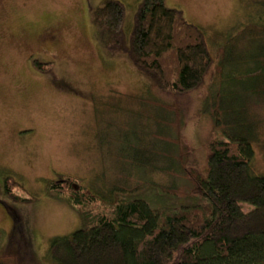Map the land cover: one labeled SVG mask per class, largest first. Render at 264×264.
<instances>
[{"label": "rangeland", "instance_id": "rangeland-1", "mask_svg": "<svg viewBox=\"0 0 264 264\" xmlns=\"http://www.w3.org/2000/svg\"><path fill=\"white\" fill-rule=\"evenodd\" d=\"M119 1L125 5L124 26L129 30L140 0ZM165 1L204 30L215 60L218 46L230 35L240 34L236 52L245 51L247 57L254 43L245 32L264 38L255 26L264 22V0ZM104 2L0 0V174L20 184L13 193L36 197L34 202L12 198L0 205V256L5 264H51L50 240L81 227L79 211L47 191L50 180L71 176L96 196H137L157 212L202 203L189 194L162 192L168 186L190 191V181L179 171L146 169L139 161L157 143L155 118L164 116L158 102L176 103L182 115L177 144L181 157L201 169L210 138L226 139L222 128L212 132L207 110L220 80L208 76L203 86L179 99L150 86L124 53L108 48L110 30L92 16ZM49 26L58 29L52 45L36 37ZM232 84L225 80L220 88L226 94ZM240 104L235 103L234 113L242 114L246 106L248 114L244 110L242 118L255 124L257 138L250 137L254 173L264 175V98L253 96L243 110ZM167 116L173 119L171 113ZM169 135L176 139L173 130ZM156 145L160 150L161 143Z\"/></svg>", "mask_w": 264, "mask_h": 264}, {"label": "trees", "instance_id": "trees-1", "mask_svg": "<svg viewBox=\"0 0 264 264\" xmlns=\"http://www.w3.org/2000/svg\"><path fill=\"white\" fill-rule=\"evenodd\" d=\"M125 13V5L119 0H105L104 5L93 10L94 22L110 30L108 48L113 53H124L149 80L150 86L176 99L203 86L208 76L220 80L215 93L211 92L207 110L212 132L222 128L226 139L210 138L201 169L188 166L179 149L182 119L179 107L176 103L158 102L164 116L155 118L159 126L155 129L157 143L145 147L146 160L140 158L139 162L146 163V169L158 167L171 174L179 171L180 176L190 181V191L168 186L161 187L162 192L175 196L189 194L202 203L157 212L137 196L106 199L97 193L99 198L71 176L50 180L47 191L79 211L82 225L69 235L50 240L47 261L51 264H264V175L255 174L252 165L256 154L250 137L254 141L257 138L253 135L255 124L242 118L244 110L248 114L245 105L249 99L264 98V38L255 31L245 32L250 34L248 41L254 43V52L247 57L246 49L236 52L240 34L230 35L218 46L215 60L204 30L188 22L184 12L169 7L165 0H140L129 30L124 26ZM255 26L264 36V22ZM225 80L233 83L226 94L220 88ZM237 102L241 103L239 108L245 106L242 114L234 113ZM170 113L171 120L167 116ZM225 125L228 128L224 129ZM171 130L176 133V139L169 135ZM159 143L160 150L156 145ZM159 151L161 166L157 158ZM3 184L5 194L16 202L36 199L13 193L20 184L12 176L4 177ZM242 203L250 208L244 210ZM0 264H5L1 256Z\"/></svg>", "mask_w": 264, "mask_h": 264}, {"label": "flooded vegetation", "instance_id": "flooded-vegetation-1", "mask_svg": "<svg viewBox=\"0 0 264 264\" xmlns=\"http://www.w3.org/2000/svg\"><path fill=\"white\" fill-rule=\"evenodd\" d=\"M57 30L58 29H56L53 26H49V27L43 28L41 30V32L40 33L38 32V35H36L37 40H40V42L46 43L48 45H50V44L52 45L53 43L56 42V39L58 37L57 36ZM4 177H6V175L2 176L0 174V205L1 204H4V205L6 204L7 205V203H8L7 201L12 200V198L10 196L5 194V187H4V184H3V178ZM3 193H4L5 197L1 196ZM11 194H12V192H11Z\"/></svg>", "mask_w": 264, "mask_h": 264}]
</instances>
